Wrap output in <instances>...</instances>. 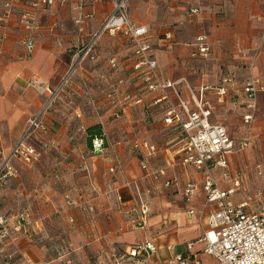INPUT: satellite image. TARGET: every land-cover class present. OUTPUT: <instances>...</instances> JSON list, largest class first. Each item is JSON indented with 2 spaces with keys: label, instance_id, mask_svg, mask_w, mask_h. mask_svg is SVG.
<instances>
[{
  "label": "crops",
  "instance_id": "0c3cea01",
  "mask_svg": "<svg viewBox=\"0 0 264 264\" xmlns=\"http://www.w3.org/2000/svg\"><path fill=\"white\" fill-rule=\"evenodd\" d=\"M55 1L38 10L23 4L0 27L2 154L21 138L65 78L75 54L114 8L111 0ZM129 11L131 20L149 31L161 80H187L178 89L189 109H197L193 92L214 108L211 123L240 139L246 131L245 86L253 77L264 82V0H132ZM24 15L33 20L32 29ZM199 37H205L207 54L199 51ZM27 41L34 42L32 52ZM134 50L122 35L105 34L94 58L49 111L47 131L33 136L31 144L41 152L38 161H13L18 174L0 182V219L29 214L36 237L32 243L12 225L8 236L1 232L0 264H116L131 247L148 241L158 253L146 264H171L190 243L203 264H219L203 253V237L211 230L208 217L215 210L204 207V174L182 166L185 137L166 123L178 98L172 90L165 95L147 89L145 67ZM221 88L226 95L219 93ZM96 126L104 135L101 153H93L89 141L88 131ZM251 138L252 145L230 158L232 177L244 179L243 189L232 197L236 204L249 193L264 192V92ZM143 140L157 148L154 157L139 146ZM159 170L166 175L153 174ZM223 173L217 170L215 176L223 189H231ZM189 183L199 185L191 202L184 194ZM68 197L95 211L74 209ZM142 205L149 208L148 228L132 231L131 221L140 217Z\"/></svg>",
  "mask_w": 264,
  "mask_h": 264
},
{
  "label": "built area",
  "instance_id": "2783aa9c",
  "mask_svg": "<svg viewBox=\"0 0 264 264\" xmlns=\"http://www.w3.org/2000/svg\"><path fill=\"white\" fill-rule=\"evenodd\" d=\"M114 8L108 16L101 29L94 34L90 42L79 50L69 67V70L58 86L51 93L43 109L33 116L27 125L21 138L14 144L8 153H0V182H6L18 174L13 165L15 159H20L27 164H33L40 158L39 151L30 143L31 138L38 132H46L48 129L46 118L60 97L61 93L69 85L72 79L82 69L84 63L93 59V53L99 41L105 34L112 36L122 35L134 46V52L141 65L145 67L143 82L150 92H162L166 95L172 90L178 98L179 104L170 105L167 113L166 123L169 126H177L185 137L181 150V164L185 168H193L204 174V192L206 194L205 209L214 206L215 210L208 217L211 230L205 233L202 242L205 244L203 253L215 258L219 264H264V192L256 191L249 193L246 200L236 204L232 197L239 189H243L244 179L232 177L230 172V158L251 145V136L254 123L259 111V96L264 92V82L260 78H251L245 86V110L243 117L246 127L245 134L240 139L233 138L227 128L211 123L214 108L197 99L192 92L196 103V110L192 111L182 100L179 93V85H188L187 80L162 81L157 61L152 57L153 46L151 36L146 27L135 24L130 17L129 5L132 0H111ZM55 0H0V27H2L14 14L17 7L27 5L31 9H47L55 5ZM199 11H192L197 14ZM23 22L27 28L34 27L33 20L29 15H24ZM201 54H207L209 49L205 46V37H199ZM27 49L32 52L34 42H26ZM221 95H226V89H219ZM130 99V97H127ZM143 104L142 100L137 101ZM142 149L149 151V156L157 154V148L147 141H141ZM105 150L103 138H95L92 142L93 153H101ZM143 169L148 170L145 163ZM217 170H223L224 179L232 182L231 189L225 190L221 187L215 176ZM114 169L111 173H114ZM165 176L164 170L153 173ZM167 182L166 186L170 187ZM199 185L189 183L185 189V198L191 202L195 197ZM122 203V197L118 198ZM68 204L74 209L86 212H94L93 207H85L78 200L68 197ZM191 211L190 214H194ZM150 212L146 205L141 207V215L131 221V230H144L148 228ZM71 223H75L71 219ZM13 226L17 233L35 242L36 233L34 223L29 214L23 213L11 218L0 219V234L9 235V227ZM172 250V247H170ZM158 253V247L153 241L131 247L125 255L118 258L116 264H146V262ZM61 264H80L72 260L62 261ZM171 264H203L201 255L194 252V244L187 245L185 254H176Z\"/></svg>",
  "mask_w": 264,
  "mask_h": 264
},
{
  "label": "trees",
  "instance_id": "16d2710c",
  "mask_svg": "<svg viewBox=\"0 0 264 264\" xmlns=\"http://www.w3.org/2000/svg\"><path fill=\"white\" fill-rule=\"evenodd\" d=\"M89 141L92 143L95 138H103V130L101 126H96L88 131Z\"/></svg>",
  "mask_w": 264,
  "mask_h": 264
},
{
  "label": "rangeland",
  "instance_id": "374dc122",
  "mask_svg": "<svg viewBox=\"0 0 264 264\" xmlns=\"http://www.w3.org/2000/svg\"><path fill=\"white\" fill-rule=\"evenodd\" d=\"M166 5L164 6V10H163V13H164V15L166 16V17H168V15H169V3H165ZM155 12H156V10H155ZM152 16L153 17H155V13H154V10H153V13H152ZM169 28H174V25H172V24H170L169 25ZM60 98V97H59ZM59 98L57 99V101L55 102V104L53 105V107L54 106H56V104L59 102ZM52 107V108H53ZM51 108V109H52ZM33 138V137H32ZM32 138H31V140H32ZM31 140H30V143H31ZM253 144V140H252V142H251V145ZM39 153H41V152H39ZM255 159H257L256 157H255Z\"/></svg>",
  "mask_w": 264,
  "mask_h": 264
}]
</instances>
